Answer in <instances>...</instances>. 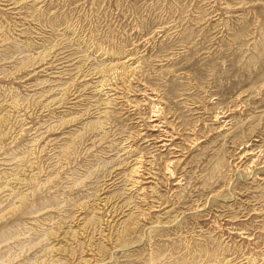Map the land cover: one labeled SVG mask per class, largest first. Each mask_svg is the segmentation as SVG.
Here are the masks:
<instances>
[{
    "label": "rangeland",
    "instance_id": "374dc122",
    "mask_svg": "<svg viewBox=\"0 0 264 264\" xmlns=\"http://www.w3.org/2000/svg\"><path fill=\"white\" fill-rule=\"evenodd\" d=\"M0 264H264V0H0Z\"/></svg>",
    "mask_w": 264,
    "mask_h": 264
},
{
    "label": "bare ground",
    "instance_id": "6f19581e",
    "mask_svg": "<svg viewBox=\"0 0 264 264\" xmlns=\"http://www.w3.org/2000/svg\"><path fill=\"white\" fill-rule=\"evenodd\" d=\"M158 126V125H157ZM154 127V126H153ZM151 129H153V128H151ZM165 136V135H164ZM166 144V143H165ZM172 164V163H171ZM138 173V172H137ZM136 176V175H135Z\"/></svg>",
    "mask_w": 264,
    "mask_h": 264
}]
</instances>
